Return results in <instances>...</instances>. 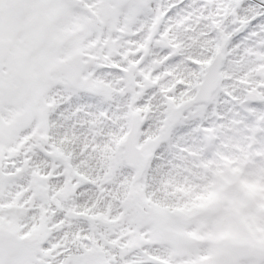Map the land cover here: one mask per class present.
Returning <instances> with one entry per match:
<instances>
[{"label":"snow or ice","instance_id":"1","mask_svg":"<svg viewBox=\"0 0 264 264\" xmlns=\"http://www.w3.org/2000/svg\"><path fill=\"white\" fill-rule=\"evenodd\" d=\"M225 7L228 15L218 26L215 13ZM194 22H203L217 36L229 33L227 43L238 53L257 44V54L264 56V0H0V134L8 131L4 122L14 120L12 131L26 162L29 147L51 150L54 142L38 137L48 131L54 113L63 115L57 109L73 93L86 90L110 102L117 90L125 92L139 80L146 86L133 94L137 104L157 94L164 101L182 94L190 85L178 69L182 64L196 70L200 66L186 60L176 40L179 27ZM241 34L243 39L234 42ZM223 75L217 64L215 83L202 76L207 94L193 88L191 103L171 118L165 103L154 130L149 116L139 121L135 143L155 141L149 165L171 128L220 92L242 107L264 101V85L248 94L255 89L249 73L235 76L243 89L239 96L223 88ZM98 82L107 87H97ZM91 115L95 119L89 123L95 125L108 118V111ZM256 119L264 122V112ZM120 170L124 187L115 194L120 202L109 213L116 217L111 222L98 220L95 208L65 206L54 192H34L33 184L40 183L36 180L19 186L12 197L0 196V264H160L159 257L172 245L152 239L159 219L145 202L149 190L130 201L128 190L141 181L132 165L121 164ZM32 175L41 173L34 169ZM10 203L15 205L11 212ZM81 219L87 226L77 223ZM220 264H264V246L233 245Z\"/></svg>","mask_w":264,"mask_h":264},{"label":"rangeland","instance_id":"2","mask_svg":"<svg viewBox=\"0 0 264 264\" xmlns=\"http://www.w3.org/2000/svg\"><path fill=\"white\" fill-rule=\"evenodd\" d=\"M217 12L215 23L219 26L224 23L223 18L228 15V9L225 7ZM178 31L180 38L176 40V46L183 49L186 60H193L200 66V70H196L182 64L178 69L190 85L182 94L168 97L166 101L157 94L146 102L137 104L133 94L138 95L136 90L142 91L146 85L134 80L125 92L117 90L110 102L97 94L82 90L81 95L87 99L88 107L87 111L81 112L80 107L78 109L72 104L73 98L77 99L75 102L78 101L77 94L81 90L73 93L68 99L69 103L67 100V105L70 106L68 115H71L65 122H59L60 131L56 132L58 137L53 140V150L52 147L50 151L41 150L42 145L34 149L29 147L26 162L23 159L24 150L16 142L12 131L14 120L5 121L4 127L8 131L3 133L6 141L0 142V196L12 197L19 186L38 181L37 178L42 176L48 181V186L44 187L48 193H56L63 202L66 201L65 206H74V193L76 194V187L80 184L79 176L71 165L69 155L58 149L59 145L55 146L70 138L66 134L70 131L75 133L74 138L78 139V144L84 145L79 146L83 151V159L94 160L102 156L107 160V172L111 176L103 174L93 181L89 179L87 183L84 182L85 178L80 179L83 187L89 185L95 189H103L105 198L112 193L116 200L111 199L113 206L109 203L108 209L114 212L120 202L115 194L124 187L119 182L123 178L120 170V145L132 113L137 112L142 117L149 116L154 130L159 123L161 107L166 103V111L170 112L171 108L190 97L189 93L197 88L204 67L216 51H221L224 55L220 69L224 73L220 77L224 89L230 90L235 86L241 88L235 79L241 71L249 73L255 89L259 90L264 85V56L258 55L256 51L259 45L253 44L248 51L238 53L227 43L229 33L217 36L203 22L181 25ZM241 39L243 34L235 37L234 42ZM136 50L129 49L131 52ZM97 87L107 86L98 82ZM222 94L220 92L212 104L222 100ZM232 106V115L228 108L221 113H216L214 108L216 114L207 105L197 108L175 124L166 139L160 140L169 142V155L172 158L170 162L177 172V175H173L174 178H167L170 182L165 183L166 189L171 185H183L179 189L181 194L168 190L170 193L165 197L176 194V197L182 196L183 200H187L181 205L167 203L168 200L164 201L167 204L157 203L149 191L145 198L154 216L159 219L152 239L172 245L166 250V256L159 257L160 264H220L221 258L229 253L233 245L264 246V207H261L264 204V122L256 119L264 112V101L248 103L246 107ZM81 107L85 109L83 105ZM247 107H253L256 111L249 113L246 111ZM102 110L108 111V118L102 117L100 122L91 125L89 121L95 119V115L91 114ZM206 128H211V131H205ZM47 135L49 136L47 131L41 133L38 139L47 141ZM110 138L111 142L108 143ZM169 139L174 140L170 143ZM153 143L155 141L150 140L139 146L143 152L149 153ZM18 166L20 171H17ZM34 169L39 170L41 175L33 177ZM146 178L145 175L138 186L134 185L128 190L127 198L130 201H135L144 188H147ZM53 181L60 182L62 187H51ZM40 185L33 184L34 192ZM7 207L10 212L15 210L13 203ZM118 215L117 213V217ZM95 216L102 222H110L99 210ZM82 221L83 219L78 220L77 223Z\"/></svg>","mask_w":264,"mask_h":264},{"label":"trees","instance_id":"3","mask_svg":"<svg viewBox=\"0 0 264 264\" xmlns=\"http://www.w3.org/2000/svg\"><path fill=\"white\" fill-rule=\"evenodd\" d=\"M255 23V22H254ZM239 85V84H238ZM239 90V91H238ZM233 93L236 95H242L243 90L235 86L234 88L230 89ZM222 100H218L215 104H212L213 100L207 105V108H211L214 111V108L216 109V113H221L223 109H234L232 105H240L236 103L237 101L232 99L231 97L227 96L224 92H222ZM212 104V105H211ZM211 105V106H210ZM246 107V106H244ZM215 113V114H216ZM233 110L229 111V114L232 115ZM63 115H65L63 113ZM63 118V116H61ZM55 124L52 125V131L55 128ZM53 133H50L52 135ZM174 139H169L170 143H172ZM71 141H74L73 138L69 139L70 143H67L66 145H62V149L65 150V153L69 155L71 158V165L76 171L79 176H84L86 181H90L89 179L99 178V176H102L103 174H108V163L107 160L104 159L102 156L97 157L94 160H88L86 158V164H83L80 161L81 154L83 153L82 149L80 150L79 147H76V144H72ZM75 143V142H74ZM74 145V146H73ZM169 142L167 143V140L160 142L159 146L155 149L154 156L152 157L150 168L148 169L146 173V185L147 189L149 190V193H151V197L157 202L164 204L165 200H168L167 203H175L181 205L184 201L182 196H175L176 194H172V197H165L170 192L165 187V183L163 181L167 180L168 177H173V175H177V172L174 170L175 167L171 164V157L169 155ZM151 169V170H150ZM151 190V191H150ZM81 194L84 195L85 201H83L84 208H95L97 211L95 215H98V210L105 214L107 216V219L111 222L115 219V217H110L108 209V204L112 205L111 199L116 200L113 198V195L111 193L110 196L105 198L103 195L105 194L103 191H99L98 189H92L86 187L85 191H80L79 189L76 191V202L75 206H81L80 204V196ZM181 199V200H180ZM118 203V202H117ZM165 203V204H167ZM96 205V207H94ZM178 205V206H179ZM113 206V205H112ZM177 206V207H178ZM117 207H115L116 209ZM176 208V207H172Z\"/></svg>","mask_w":264,"mask_h":264},{"label":"water","instance_id":"4","mask_svg":"<svg viewBox=\"0 0 264 264\" xmlns=\"http://www.w3.org/2000/svg\"><path fill=\"white\" fill-rule=\"evenodd\" d=\"M223 61V53L218 51L214 54L211 61L205 68L203 76H211L213 83L216 81V73H217V64H222ZM202 81L197 86V90L200 92L201 95L207 94L208 90L201 87ZM255 89L248 90V94L254 95ZM192 97L189 99L181 102L180 104L173 107L170 111V118L171 116L175 115V112L185 104L191 103ZM260 102L258 100L250 101V103H257ZM209 103V101L204 102V104ZM142 119L138 113H134L130 117V126L127 131V134L122 142V152H121V160L124 164H130L137 169V173L139 175V179H141L148 161H149V154H143L140 148L135 143V137L138 131L139 121ZM6 141L5 137L0 134V141Z\"/></svg>","mask_w":264,"mask_h":264},{"label":"flooded vegetation","instance_id":"5","mask_svg":"<svg viewBox=\"0 0 264 264\" xmlns=\"http://www.w3.org/2000/svg\"><path fill=\"white\" fill-rule=\"evenodd\" d=\"M81 93H82V90H81L80 93L77 94L78 101L75 102L77 99L73 98L72 104H73V106H75L77 108L80 107L81 108V112H83V111L85 112V111H87V107H88L87 99L83 95H81ZM65 102H66V104H68L70 102V100H68V103H67V100ZM82 105L85 107V109L81 107ZM61 106H62V108H65L64 103H62ZM38 181H40L39 184H41V185L36 188L35 192H40V193H43V194L47 195L48 191L44 187L48 186V181L45 180V179L44 180L38 179ZM50 186L54 187V188L62 187L60 182L54 183V181H53V183ZM63 203H64V205H66V201L63 202ZM80 207L84 208V206H80ZM81 223H83L84 225H87V222L84 219H83V221Z\"/></svg>","mask_w":264,"mask_h":264},{"label":"clouds","instance_id":"6","mask_svg":"<svg viewBox=\"0 0 264 264\" xmlns=\"http://www.w3.org/2000/svg\"><path fill=\"white\" fill-rule=\"evenodd\" d=\"M183 187V185H171L168 190L177 193V195L181 194L179 189ZM261 207H264V204H261Z\"/></svg>","mask_w":264,"mask_h":264}]
</instances>
